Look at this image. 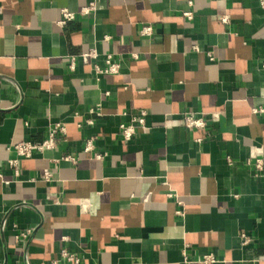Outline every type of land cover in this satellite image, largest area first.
<instances>
[{"label": "crops", "instance_id": "crops-1", "mask_svg": "<svg viewBox=\"0 0 264 264\" xmlns=\"http://www.w3.org/2000/svg\"><path fill=\"white\" fill-rule=\"evenodd\" d=\"M92 1L0 0V264H68L63 250L80 264H264L260 0H94L80 16ZM65 9L78 16L61 27ZM108 56L118 74L96 72ZM187 113L208 126L187 129ZM55 124L56 149L12 151Z\"/></svg>", "mask_w": 264, "mask_h": 264}, {"label": "built area", "instance_id": "built-area-1", "mask_svg": "<svg viewBox=\"0 0 264 264\" xmlns=\"http://www.w3.org/2000/svg\"><path fill=\"white\" fill-rule=\"evenodd\" d=\"M260 6L264 10V0H260ZM96 10H97V7L95 4V1L93 0L89 4V6L83 8L79 12V15L89 16L93 14ZM77 16L78 14L70 12L69 10H66V9L62 10V19L58 24L59 26L64 27L68 23L75 21L77 19ZM184 16L187 18H191L192 13L186 12ZM221 19H222V22L225 24H228L230 22V19L228 16H223ZM152 34H153V30L151 26H144L141 30V35L144 37H151ZM194 49L197 50L198 48H194ZM79 57L84 62L94 61L98 58V52L95 49H93V50H90L89 52L81 54ZM69 62H70V68L75 69L76 56L70 57ZM94 68L98 74H102V75L118 74L120 71V64L114 61L112 56H108L106 59L104 68H101L97 65H95ZM253 112L257 115L259 114L264 115V108L263 107L254 108ZM89 114L90 116L96 117V118L102 116L98 108H94L90 110ZM124 115H127V114L125 113ZM146 117H147V112L142 110L138 112V114L134 116L128 123H124L120 126L119 133L125 142L132 141L136 137L140 129L146 128ZM216 120H218V115H215L212 121H216ZM182 121H183V125L189 130L205 129L208 126V122H209L206 118L196 117L195 115L191 113L185 114L184 117L182 118ZM86 123L88 125H92L94 124V119L89 118L88 120H86ZM66 132H67V129L65 128L64 125L55 124L50 128L48 137L45 140L40 141V142L23 141L15 145L14 148H12V151H14L19 158H30L36 152H44L46 150L56 149L58 137L65 135ZM92 141L93 140L87 141L86 146H85V151L90 152L94 149V145ZM197 141L201 142L200 139H198ZM97 158L100 159L101 156L99 155L97 156ZM66 160L72 162L73 164L76 163V160L72 157H67ZM9 163L11 167L15 170L16 174L19 175L20 173L19 160L18 159L11 160ZM257 169L258 170L262 169L261 161L257 162ZM43 179L48 182L51 181L52 174L48 171H45L43 174ZM177 214L182 215L183 212L178 211ZM24 236H25L24 234H20L19 236H17V240H16L17 244L20 243L21 238ZM247 242L248 241L245 240V243ZM183 255L186 256V253L183 252ZM61 257H62L63 262L68 263V264H80L81 263V260L78 255L74 253H70L66 250H63L61 252ZM201 262L203 264H218L219 262H221V260H219L215 254L209 253V254L204 255L201 258ZM53 264H57V261H54Z\"/></svg>", "mask_w": 264, "mask_h": 264}]
</instances>
